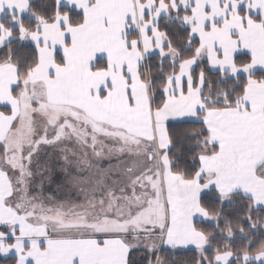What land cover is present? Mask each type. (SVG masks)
<instances>
[{
  "label": "snow or ice",
  "instance_id": "obj_1",
  "mask_svg": "<svg viewBox=\"0 0 264 264\" xmlns=\"http://www.w3.org/2000/svg\"><path fill=\"white\" fill-rule=\"evenodd\" d=\"M0 264H264V0H0Z\"/></svg>",
  "mask_w": 264,
  "mask_h": 264
}]
</instances>
